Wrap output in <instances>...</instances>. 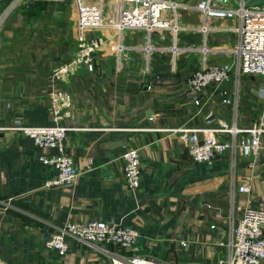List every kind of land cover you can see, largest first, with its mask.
<instances>
[{
  "label": "crops",
  "instance_id": "0c3cea01",
  "mask_svg": "<svg viewBox=\"0 0 264 264\" xmlns=\"http://www.w3.org/2000/svg\"><path fill=\"white\" fill-rule=\"evenodd\" d=\"M161 1L186 6L178 14L184 29L176 36L153 32L147 54L144 32H117L108 23L117 20L119 0H103L105 23L90 31L80 29L72 1L0 0V132L67 128L65 147L78 174L72 186L46 188L54 172L38 161L45 150L15 131L0 139V264H110L96 248L68 237L63 257L46 246L65 223L91 221L137 230L129 251L98 246L115 255L168 264L216 263L227 254L220 244L229 240L241 210L247 205L264 210V150L255 170L249 157L238 154L233 162L229 152L211 163H194L186 144L169 131L204 128L206 111L243 129L258 119L264 85L255 88L254 76L222 86L238 94L236 114L210 95L211 88L203 93L211 100L202 111L185 94L194 71L232 61L236 23L209 18V31L202 34L203 19L192 0ZM81 35L105 42L93 55L95 72L52 80L53 69L73 58ZM118 44L125 48L121 56L115 52ZM157 78L172 80L153 84ZM63 90L71 105L55 115L51 94ZM112 142L123 146L107 148ZM129 149L140 154L142 176L135 191L123 180L122 155ZM241 185L248 192L240 193Z\"/></svg>",
  "mask_w": 264,
  "mask_h": 264
},
{
  "label": "built area",
  "instance_id": "2783aa9c",
  "mask_svg": "<svg viewBox=\"0 0 264 264\" xmlns=\"http://www.w3.org/2000/svg\"><path fill=\"white\" fill-rule=\"evenodd\" d=\"M20 1V0H15ZM76 6V17L80 29L87 31L100 28L105 20L102 15L103 0H69ZM194 9L203 19L199 27L202 34L209 31L205 20L208 18L235 20L232 27L236 35V44L231 51V62L203 66L194 71L186 80L185 94L199 111L204 110L210 99H205L203 93L211 88V96L219 98L222 105L233 107L237 112L238 94L229 93L222 86L234 80L236 85L245 75L264 78V3L250 4L251 0H231L235 2L222 4L215 0H192ZM14 2V1H13ZM228 4V5H227ZM232 5V6H231ZM187 9L186 6L175 2L161 0H119L116 22L108 21L117 32L124 30H139L145 33L147 41L144 51L149 54L150 35L153 32L171 31L176 36L184 28L178 24L177 9ZM104 40L80 36L76 52L70 62L53 69L51 79L64 82L72 76L82 73H94L95 63L93 55L103 46ZM125 48L118 44L115 52L119 56ZM201 53L208 50L202 48ZM173 54L177 49L173 47ZM51 102L55 115L59 110L67 109L71 105L70 96L64 90L51 94ZM204 128H175L169 130L171 135H177L187 146V155L194 163H211L223 154L229 152L234 159L240 154L249 157V167H258V157L264 150V98L258 119L248 128L229 126L225 122L217 121L212 111L204 113ZM28 138L33 144L45 150L38 156V161L45 168H49L54 175L45 183L46 188L69 187L77 178V171L73 159L65 147L67 128L51 126H26L11 130ZM222 135L230 136L228 140H221ZM238 135H241L237 138ZM252 158V160H251ZM123 180L129 191H135L141 183L142 169L140 154L137 149L126 150L122 155ZM240 193L248 192L246 185L238 188ZM211 228H214L213 226ZM76 240L89 248H96L109 259L110 264H168L153 258L136 256L122 257L102 249L101 245L114 246L116 249L131 250L138 237L137 230L121 226L113 222L91 221L86 224L67 222L57 232L53 233L46 246L60 257L68 249L66 238ZM227 248V254L216 263L207 264H262L264 262V210L247 205L241 210L238 221L233 224L229 240L220 244Z\"/></svg>",
  "mask_w": 264,
  "mask_h": 264
},
{
  "label": "water",
  "instance_id": "95a60500",
  "mask_svg": "<svg viewBox=\"0 0 264 264\" xmlns=\"http://www.w3.org/2000/svg\"><path fill=\"white\" fill-rule=\"evenodd\" d=\"M5 1H10V0H5ZM222 1H226L227 3L233 4L235 5V2L231 1V0H222ZM257 3H264V0H251L248 2V5L250 4H257ZM172 80V78H157L154 80L153 84H167ZM12 132H0V139L2 138H8L10 137V135H12ZM8 135V136H7ZM119 142H112L111 144L107 145V148H111V147H116V146H123V144H118Z\"/></svg>",
  "mask_w": 264,
  "mask_h": 264
},
{
  "label": "rangeland",
  "instance_id": "374dc122",
  "mask_svg": "<svg viewBox=\"0 0 264 264\" xmlns=\"http://www.w3.org/2000/svg\"><path fill=\"white\" fill-rule=\"evenodd\" d=\"M215 1H217L218 3H220V4H222V0H215ZM191 2V1H190ZM228 4H230V3H228ZM227 4V5H228ZM232 6V5H231ZM235 6V5H234ZM177 13L181 16L182 15V9L181 8H178L177 9ZM188 17V16H187ZM209 19V18H208ZM208 22H209V20H207ZM231 22H232V26H234V24H235V20L233 19V20H230ZM206 24H207V22H206ZM210 24V23H209ZM181 26V25H180ZM207 26H208V24H207ZM182 27V26H181ZM254 80H251V84L255 87V88H259L260 87V85L262 84V85H264V78H260V77H258V76H254ZM249 95V94H248ZM260 113V112H259Z\"/></svg>",
  "mask_w": 264,
  "mask_h": 264
}]
</instances>
